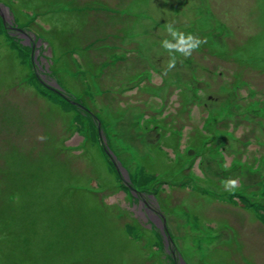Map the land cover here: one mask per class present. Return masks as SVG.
Masks as SVG:
<instances>
[{
    "label": "rangeland",
    "instance_id": "obj_1",
    "mask_svg": "<svg viewBox=\"0 0 264 264\" xmlns=\"http://www.w3.org/2000/svg\"><path fill=\"white\" fill-rule=\"evenodd\" d=\"M171 21L204 42L165 74ZM1 109L0 264H162L157 213L187 264H264V0H0Z\"/></svg>",
    "mask_w": 264,
    "mask_h": 264
},
{
    "label": "trees",
    "instance_id": "obj_2",
    "mask_svg": "<svg viewBox=\"0 0 264 264\" xmlns=\"http://www.w3.org/2000/svg\"><path fill=\"white\" fill-rule=\"evenodd\" d=\"M104 4H106V2H104ZM93 12H95L99 16L102 15V13L100 12V9H97V8L93 9ZM77 13H81V15L78 16V18H81V19L83 18L86 22L87 27H92L95 24L96 20L98 19V18H91V16L89 14H83L81 11L77 12ZM108 34H111V35L116 36V37L120 36L118 31L117 32L109 31ZM48 67L51 68L50 63L48 64ZM3 110L4 109L0 110V185H1L0 189L1 190H2V186H3L2 182L4 179V175H5V172L7 171V168H8V156L10 155V152L21 153V154L27 153V152L22 150V145L20 143H18L17 140L13 141L14 138L11 137V136H14L17 139V137L22 135L24 133L23 126L13 124L10 121L8 116L4 117ZM91 112L93 114V111H91ZM77 129H79V128L76 127V130ZM24 142L28 146H29V144H31V142L28 139L24 140ZM41 145L42 144H40L39 146H41ZM27 154L30 157V153H27ZM176 185H178L180 187L185 186L183 184V181H181V183L176 184ZM149 236H150L151 240L157 239L155 232L150 231ZM153 245H155V244H150L149 246H152V248H153ZM155 252L157 253L158 258H159V256L160 257L163 256V253H165L163 248H161L160 250L155 251ZM163 261H164V259H162V264H164ZM64 264H67V263H64ZM81 264H83V262ZM96 264H106V261H102V262L96 261Z\"/></svg>",
    "mask_w": 264,
    "mask_h": 264
},
{
    "label": "clouds",
    "instance_id": "obj_3",
    "mask_svg": "<svg viewBox=\"0 0 264 264\" xmlns=\"http://www.w3.org/2000/svg\"><path fill=\"white\" fill-rule=\"evenodd\" d=\"M164 31L167 33V37H171V39L166 37L160 41V46L169 54V60L165 67L166 74L176 67L177 53L184 57L190 56L204 41L197 35L181 31L176 27L175 21L168 22L165 25ZM228 185L234 188L236 186V181L230 180L228 181Z\"/></svg>",
    "mask_w": 264,
    "mask_h": 264
},
{
    "label": "water",
    "instance_id": "obj_4",
    "mask_svg": "<svg viewBox=\"0 0 264 264\" xmlns=\"http://www.w3.org/2000/svg\"><path fill=\"white\" fill-rule=\"evenodd\" d=\"M181 263L184 264V262L181 260Z\"/></svg>",
    "mask_w": 264,
    "mask_h": 264
}]
</instances>
